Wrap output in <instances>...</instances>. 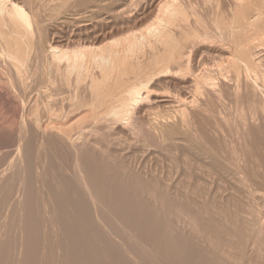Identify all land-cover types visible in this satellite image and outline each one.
I'll return each mask as SVG.
<instances>
[{
	"label": "bare ground",
	"instance_id": "obj_1",
	"mask_svg": "<svg viewBox=\"0 0 264 264\" xmlns=\"http://www.w3.org/2000/svg\"><path fill=\"white\" fill-rule=\"evenodd\" d=\"M0 84V264H264V0H0Z\"/></svg>",
	"mask_w": 264,
	"mask_h": 264
},
{
	"label": "rangeland",
	"instance_id": "obj_2",
	"mask_svg": "<svg viewBox=\"0 0 264 264\" xmlns=\"http://www.w3.org/2000/svg\"><path fill=\"white\" fill-rule=\"evenodd\" d=\"M4 87V85L2 84H0V106L2 107H0V124H3V122L5 123V121H7V123H5V124H8V123H10L11 121L10 120H12L13 118H11V117H13L12 116V114L14 115L15 114V112L14 113H12L13 112V107H12V105H9L10 104V101L7 99V96L5 95V94H3L2 93V87ZM4 96V97H3ZM5 103H4V102ZM4 108V109H3ZM8 109V110H7ZM5 110V111H4ZM10 110V111H9ZM6 113V114H5ZM12 113V114H11ZM2 116V117H1ZM8 117V118H7ZM5 118V119H4ZM9 119V120H8ZM4 120V121H3ZM3 136H5V133L4 134H2V133H0V142L1 141H3V140H7V138H5V137H3ZM10 136V135H9ZM9 136L7 135V133H6V137H8V139H9ZM5 138V139H4ZM157 153H155V154H151L150 156H147L145 159H141V160H139L138 162H140L139 163V165L140 166H138V168H140L142 171H143V168L145 169V170H147L149 173H152V172H154L155 174L157 173L158 174V176L160 175H163V176H165L166 177V174H170V172L171 171H173L174 172V170H175V166H173L174 164H173V162L171 161L170 162V158L168 157H166L165 155H163V156H161V155H159V156H157L156 155ZM179 155H180V157H178V159L179 160H181V161H183L184 159H183V154L182 153H179ZM182 155V156H181ZM149 157H150V159H149ZM195 157V156H194ZM192 159H193V157H192ZM191 159V166L193 167V169H194V171L195 170H197V169H195L196 167L198 168V166H199V163L200 162H198V160H197V157L196 158H194L193 160ZM144 160V161H143ZM145 160H146V164H145ZM196 160H197V162H196ZM142 161H143V163H142ZM194 163H195V165H194ZM198 163V164H197ZM193 164V165H192ZM142 165V166H141ZM145 165V166H144ZM152 165V166H151ZM154 165H156V166H154ZM197 165V166H196ZM252 166H250V168L253 170L254 168H253V163L251 164ZM144 166V167H143ZM173 166V167H172ZM152 167V168H151ZM156 169H155V168ZM255 167V166H254ZM172 168V169H171ZM160 169V170H159ZM164 170V171H163ZM181 170L182 171H185V169H183V167L181 168ZM255 170V169H254ZM166 172V173H165ZM169 172V173H168ZM153 173V174H154ZM195 173V176H193L191 179H192V182L194 181V184H195V182H197V181H200L201 179H202V176H200L198 173V177H197V174H196V171L194 172ZM165 174V175H164ZM173 174V173H172ZM167 177H168V175H167ZM196 177V178H195ZM201 177V178H200ZM218 176L216 175L215 177H213L211 180H209V181H211L209 184L214 188V189H216V188H218L219 186H221V187H224L225 186V184L227 185V187L225 186L224 187V189L222 188L221 189V194L220 195H224V196H220V197H222L221 198V200L220 199H218V200H220V201H218L217 200V202H220V205L222 204V201H224L223 203H225L226 202V204H229V203H231V204H229V205H235L236 204V202L238 201V198L236 197V200L237 201H233L234 199H235V197L234 198H232L233 196H235V195H232V197L230 196L231 194H229V193H232V194H234L237 190L236 189H234V188H236V187H233L235 184L232 182V180L231 181H229L230 179L229 178H227V181H226V178H221L220 180H221V182H224V183H221L220 182V180H219V177L217 178ZM184 177L183 176H180L179 178H177V179H183ZM199 178H200V180H199ZM185 179H188V178H185ZM190 179V178H189ZM195 179H196V181H195ZM229 179V180H228ZM218 180V181H217ZM202 181H203V179H202ZM201 181V182H202ZM219 182V183H218ZM198 183V182H197ZM255 183V184H254ZM257 181L255 182H253V184H252V189L256 186V190L254 191V189H253V191H254V194L252 195V197H249L247 194L245 195V193H244V196H245V199H244V201L245 202H247V206H248V208H247V210L246 209H244V210H246V212L248 211V209H249V201H250V203H252L251 204V206L252 205H254V207L252 208V210L253 211H260L259 213L261 214V216L264 218V185H261L259 182V185H260V187L259 186H257ZM193 183H192V185H194ZM203 184V183H202ZM215 184V185H214ZM229 184H231V185H229ZM232 184H234V185H232ZM222 185H224V186H222ZM236 186V185H235ZM263 186V187H262ZM231 189H230V188ZM259 189H258V188ZM228 188H229V190H228ZM231 190H233V192L231 191ZM235 191V192H234ZM238 194V193H237ZM228 195V196H227ZM219 196V195H218ZM225 196H226V198H229L228 200L225 198ZM230 196V197H229ZM244 196H242V199L244 198ZM254 196V197H253ZM224 197V198H223ZM209 198H212V199H214L212 196L211 197H209ZM216 198V197H215ZM218 198V197H217ZM216 198V199H217ZM230 198H232V199H230ZM247 198V199H246ZM249 198V199H248ZM211 199V200H212ZM222 199H225V200H222ZM210 200V199H209ZM210 200V201H211ZM230 201V202H229ZM213 202H214V200H213ZM215 202H216V200H215ZM227 202H229V203H227ZM233 202H235V204H232ZM238 203V202H237ZM218 204V203H217ZM257 207V208H256ZM235 208V207H234ZM255 209V210H254ZM249 210H251V208L249 209ZM249 213V212H248ZM246 214L245 213V215H249V216H251L252 215V211H250V213H251V215L250 214ZM254 256V255H253ZM252 256V257H253ZM255 258V257H254ZM249 260V261H248ZM247 260V262L246 263H251V264H253V261H250V259H248ZM251 260H254V259H251ZM254 261H256V260H254ZM257 262V261H256ZM258 264H262L261 262H257ZM254 264H255V262H254Z\"/></svg>",
	"mask_w": 264,
	"mask_h": 264
}]
</instances>
